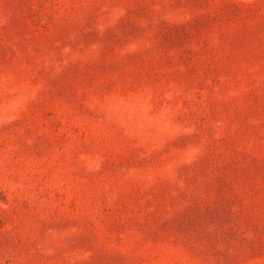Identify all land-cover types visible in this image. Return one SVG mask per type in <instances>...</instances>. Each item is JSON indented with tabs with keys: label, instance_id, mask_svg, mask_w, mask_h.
I'll use <instances>...</instances> for the list:
<instances>
[{
	"label": "rangeland",
	"instance_id": "1",
	"mask_svg": "<svg viewBox=\"0 0 264 264\" xmlns=\"http://www.w3.org/2000/svg\"><path fill=\"white\" fill-rule=\"evenodd\" d=\"M0 264H264V0H0Z\"/></svg>",
	"mask_w": 264,
	"mask_h": 264
}]
</instances>
